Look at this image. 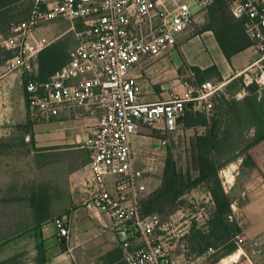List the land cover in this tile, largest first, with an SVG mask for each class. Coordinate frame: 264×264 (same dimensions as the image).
<instances>
[{"label": "built area", "instance_id": "built-area-1", "mask_svg": "<svg viewBox=\"0 0 264 264\" xmlns=\"http://www.w3.org/2000/svg\"><path fill=\"white\" fill-rule=\"evenodd\" d=\"M29 16L14 24L9 35H0V47L13 52L4 65L5 73L19 72L33 109L58 116L66 109L97 107L102 114L93 135L85 144L89 155L91 182L83 207L88 212L110 215L112 227L127 240L130 231L146 242L126 264H183L156 239L158 232L176 231L172 221L158 215L146 216L141 198L146 186L143 172L136 169L132 138L141 126H161V136L177 130L190 105L202 108L207 117L213 98L226 83L205 81L185 92H171L166 99L145 102V93L135 70L149 58H160L177 47L178 39L194 27L197 12H205L215 0H28ZM191 1L196 4L191 5ZM236 19L246 18V33L259 58L240 77L246 85L264 88V0H225ZM65 21L77 45L70 61L50 80H34L40 54L55 40L43 33L45 24ZM245 95H238L241 99ZM166 145L167 141H160ZM234 206H232V209ZM233 211V210H232ZM234 221L233 212L228 216ZM60 242H68L71 229L64 216L49 221ZM239 243L245 238L238 234ZM127 241L125 242V245Z\"/></svg>", "mask_w": 264, "mask_h": 264}, {"label": "crops", "instance_id": "crops-1", "mask_svg": "<svg viewBox=\"0 0 264 264\" xmlns=\"http://www.w3.org/2000/svg\"><path fill=\"white\" fill-rule=\"evenodd\" d=\"M204 13L197 12L194 27L181 34L177 47L170 52L173 54L176 50H181L187 64L200 70L217 67L223 83L228 84L239 78L246 68L258 60L259 53L252 46L228 62L214 33L202 31L205 24ZM195 41H205V48H209V51L192 47ZM160 58L145 60L133 73L143 86L145 102L166 99L171 93H166L167 87L164 84L158 87L159 80L156 75L164 68V62L157 63ZM101 114V109L97 107L66 109L56 117L40 118L31 127L30 135L26 136L25 140L30 149L39 153L57 154L61 158L57 169L62 175L57 180L55 178L53 187L47 185L51 193L50 219L66 217L71 236L68 242H60L56 229L49 224L50 220L44 223L37 233L38 240L44 245L46 264H126L127 258L136 250L146 247L145 240L133 229L125 240L113 229L110 215L88 212L83 207L91 182L89 155L85 144L93 135ZM28 118L23 75L19 72L0 73V140L6 138L7 128L26 125ZM160 130L161 126H141L132 138L134 164L136 169L143 172L142 183L146 186L142 197L150 196L162 187L167 153L160 138L153 134L154 131L161 134ZM250 155L256 167L250 168L240 181L238 201L243 202L240 205L236 201L232 202V206H238L237 215L234 216L241 230L240 235L246 239V249L242 250L248 261L244 264H264V142L252 149ZM5 202L3 199L4 204ZM180 211L178 209L177 214ZM173 217L167 221H172L173 230H177L176 224L179 223ZM32 238L37 240L35 236ZM4 239H7L6 236L0 237V240ZM156 239L167 247H173L175 243L166 241V232H158ZM36 255L35 251V257ZM250 257L255 259V263ZM34 259L32 264H36Z\"/></svg>", "mask_w": 264, "mask_h": 264}, {"label": "trees", "instance_id": "trees-1", "mask_svg": "<svg viewBox=\"0 0 264 264\" xmlns=\"http://www.w3.org/2000/svg\"><path fill=\"white\" fill-rule=\"evenodd\" d=\"M21 1L0 0V24L5 23L2 18ZM30 11L24 19L29 16ZM206 12L208 15L202 31L214 33L228 62H231L237 54L252 46L254 47V43L246 33V18H234L228 2L215 0ZM12 26L9 27L8 33H10ZM0 35L6 34L0 30ZM0 50L5 53L4 61L13 57V52L4 48H0ZM67 50V46H62L56 42L44 50L39 56L38 75L34 80L39 82L50 80L58 70L70 61L71 50L69 52ZM192 71L198 76L201 83L209 81V79H216L217 82L223 83L222 76L215 66L206 70L193 67ZM242 92H245V95L239 99L238 95ZM213 102L214 108L210 117H207L203 112L189 110L181 119L184 120L188 128H205V133L196 134L190 140L191 170L186 172L179 170L172 156L168 153L162 187L150 196H143L140 202L144 215H158L162 219L163 214L170 215V213L173 214L180 209V201L185 195L204 185L213 200L215 212L209 222V236L203 232H198V235L201 234L200 239L204 240L199 244V247L203 248H200V254L212 248L211 244L206 241V238L212 234L215 236L214 247L220 249L241 233L237 220L233 222L228 220V216L232 213V201L225 192L220 171L238 159L242 160V166L255 168L256 165L250 152L264 142V88H259L257 85H246L243 77H239L228 83L223 92L213 98ZM26 104L29 111L28 123L18 126L19 129L23 130L18 141L22 147L28 149L29 145L25 139L27 135H30L31 127L40 118L44 119L47 115L31 107L27 94ZM13 140L12 138L0 140V157L9 155V151L16 147L12 143ZM191 172L196 173V176L192 177ZM48 190L41 184L33 189L29 198H26L30 203L29 217L32 222L29 226L22 228V232L18 236L0 240V254L3 249L24 236L31 235L37 238L35 263L46 264L44 245L42 241L38 240L37 232L42 229L45 222L53 219H50L52 217L51 193ZM22 199L25 197L20 196L19 200ZM6 201L8 202L7 198ZM162 220L164 221V219ZM26 223L27 221L23 224ZM235 250L236 247L233 245L228 255ZM21 255L19 253L5 255V258L0 260V264H15Z\"/></svg>", "mask_w": 264, "mask_h": 264}, {"label": "rangeland", "instance_id": "rangeland-1", "mask_svg": "<svg viewBox=\"0 0 264 264\" xmlns=\"http://www.w3.org/2000/svg\"><path fill=\"white\" fill-rule=\"evenodd\" d=\"M191 5H195L194 7H196L194 1H191ZM29 11L30 4L28 0H22L2 18L5 23L0 24V30L6 36L7 34L9 35L10 33L7 32L9 27L24 19ZM207 15L208 12L205 11V22ZM69 27V22H51L44 25L43 33L55 40L57 44L67 46V51L69 52L76 45L75 34L68 31ZM206 45L205 41H195L194 45L191 46L195 47V49L201 48L204 51ZM180 51H173V54L169 52L158 59L159 62L157 63L164 62L162 72L156 75V78L159 80L158 87H162L163 84L166 85V93L176 92L182 94L185 92L186 85L196 88L201 83L198 76L192 71L193 67L187 64ZM4 60L5 53L0 50V73L5 72L4 65L6 61ZM209 81L219 83L216 79H209ZM153 87L155 88V86ZM189 110L202 113V108L194 107V105H190L186 112ZM180 120L177 130L167 134L165 137L157 134L156 131L153 134L158 136L160 141L163 139L167 141L166 145L163 146L167 156L169 153L177 168L186 172L192 168L190 140L196 134L205 133V128H188L184 120ZM21 134H23V130L19 129L18 126L7 128L6 138L14 139L12 143L16 147H13L9 151V155L0 157V237L6 236L7 239L18 236L22 232V228L29 226L32 222L29 217L31 211L30 203L26 198H29L33 189H36L41 184L45 187L47 185L48 187H53L55 178L57 180V177L62 175L61 171L57 169V164H59L61 159L60 156L57 154L39 153L32 148L31 150L22 147L18 141V137ZM249 169V167L242 166V160L238 159L220 171V178L225 192L227 191L226 193L229 195L231 201H236L237 205L243 202L242 200L241 202L238 201L240 198V181L248 174ZM191 174L192 177L196 176L194 172H191ZM20 196H24L25 199L19 200ZM6 198L8 202L6 201L4 204L3 199L6 200ZM11 198L14 199L12 200ZM237 207L235 206L232 209L233 214L237 215ZM180 209L179 214H177L178 210H176L173 214L170 213V215L163 214L162 219L167 221L171 220L174 216V220L179 223L176 224L178 226L174 233L166 232V241L170 243L179 239V244L174 246L172 252L182 259L183 264H244L245 261H248L242 250L246 249L244 247L245 243H239L236 236L231 242L217 249L213 245L215 243V236L212 234V236L206 238V241L211 244L212 248L203 254L199 253L201 248L199 244L204 240L200 239L201 234L198 235V232H203L209 236V222L215 212L213 200L204 185L185 195L180 201ZM25 221L27 223L23 224ZM35 242L31 235L24 236L5 248L6 250L3 249L0 258H4L5 255L9 256L19 253L22 255L17 259L15 264H32L35 258ZM233 245L236 247V250L228 255ZM250 258L255 263V259L253 257Z\"/></svg>", "mask_w": 264, "mask_h": 264}]
</instances>
